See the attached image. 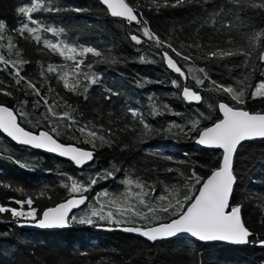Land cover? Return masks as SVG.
Segmentation results:
<instances>
[{
  "label": "trees",
  "instance_id": "obj_1",
  "mask_svg": "<svg viewBox=\"0 0 264 264\" xmlns=\"http://www.w3.org/2000/svg\"><path fill=\"white\" fill-rule=\"evenodd\" d=\"M126 2L137 23L99 0H0V105L26 130L93 153L76 168L0 133V264H264V140L234 157L230 205L252 232L246 246L92 230L181 215L220 163V151L194 145L220 119L218 103L264 112V91L254 92L264 83V0ZM183 86L202 100L186 103ZM80 193L86 206L63 230L24 228L15 212L38 219Z\"/></svg>",
  "mask_w": 264,
  "mask_h": 264
},
{
  "label": "water",
  "instance_id": "obj_2",
  "mask_svg": "<svg viewBox=\"0 0 264 264\" xmlns=\"http://www.w3.org/2000/svg\"><path fill=\"white\" fill-rule=\"evenodd\" d=\"M113 18L137 23L138 16L126 0H99ZM133 40L140 39L132 35ZM264 38V36H263ZM167 70L178 74L182 82L186 75L176 59L163 51ZM264 64V49L260 53ZM182 99L193 104L202 97L187 86L181 90ZM220 119L201 129L194 145L206 150L220 151L219 166L204 178L191 202L181 215L168 222H160L144 229L129 225H98L92 230L102 232H122L140 236L149 242L169 240L178 237L192 238L200 243H217L231 246H246L252 232L244 225L240 206H231V196L236 184L233 172L234 157L238 147L247 142L264 140V112H251L234 108L225 102L218 103ZM0 133L17 147L30 148L69 161L76 168L90 164L93 153L88 148L75 144H64L49 133L41 130L33 133L17 121L10 108L0 105ZM88 201L87 194L71 195L55 205L45 208L40 218L22 223V227L32 230H63L69 227V216L82 208ZM264 246V241L259 244Z\"/></svg>",
  "mask_w": 264,
  "mask_h": 264
},
{
  "label": "rangeland",
  "instance_id": "obj_3",
  "mask_svg": "<svg viewBox=\"0 0 264 264\" xmlns=\"http://www.w3.org/2000/svg\"><path fill=\"white\" fill-rule=\"evenodd\" d=\"M262 91H264V83H260V84H258V86H257V88H256V90L254 91V92H256V93H262ZM86 206V204L83 206V207H85ZM82 207V208H83ZM81 209V208H80ZM79 209V210H80ZM17 214H21L22 215V217L21 218H23V219H32L33 218V215H32V213L31 212H29V211H15ZM103 222H104V220H103ZM122 223V222H121ZM138 224L137 222H134V221H132V223L131 224ZM110 224H112V225H119V224H117L114 220H112L111 222H110Z\"/></svg>",
  "mask_w": 264,
  "mask_h": 264
},
{
  "label": "flooded vegetation",
  "instance_id": "obj_4",
  "mask_svg": "<svg viewBox=\"0 0 264 264\" xmlns=\"http://www.w3.org/2000/svg\"><path fill=\"white\" fill-rule=\"evenodd\" d=\"M196 103H198V102H195V103H193V104H196Z\"/></svg>",
  "mask_w": 264,
  "mask_h": 264
},
{
  "label": "bare ground",
  "instance_id": "obj_5",
  "mask_svg": "<svg viewBox=\"0 0 264 264\" xmlns=\"http://www.w3.org/2000/svg\"><path fill=\"white\" fill-rule=\"evenodd\" d=\"M50 231H52V230H50Z\"/></svg>",
  "mask_w": 264,
  "mask_h": 264
}]
</instances>
